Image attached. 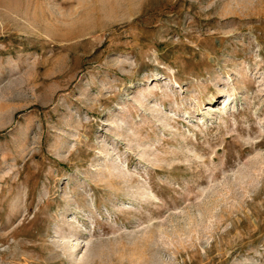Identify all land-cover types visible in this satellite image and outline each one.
<instances>
[{"label":"rangeland","instance_id":"374dc122","mask_svg":"<svg viewBox=\"0 0 264 264\" xmlns=\"http://www.w3.org/2000/svg\"><path fill=\"white\" fill-rule=\"evenodd\" d=\"M0 264H264V0H0Z\"/></svg>","mask_w":264,"mask_h":264}]
</instances>
